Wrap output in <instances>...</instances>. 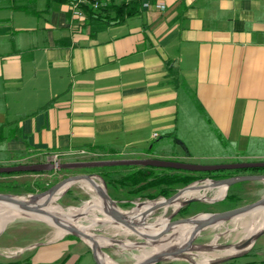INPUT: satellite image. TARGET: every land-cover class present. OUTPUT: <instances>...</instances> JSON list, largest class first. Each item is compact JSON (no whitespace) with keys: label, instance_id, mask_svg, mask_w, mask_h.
Listing matches in <instances>:
<instances>
[{"label":"crops","instance_id":"obj_1","mask_svg":"<svg viewBox=\"0 0 264 264\" xmlns=\"http://www.w3.org/2000/svg\"><path fill=\"white\" fill-rule=\"evenodd\" d=\"M143 2L142 14L98 26L95 36L76 27L67 5L47 10V3L38 14L49 17L45 39L14 46L1 32L2 145L23 155L13 164L75 149L110 156L131 149L133 159L176 161L193 156L171 135L188 128L197 140L199 131L214 134L230 148L222 156L227 163L264 160V0H157L162 9ZM70 36L72 47L56 48ZM186 92L197 104L185 103L182 118ZM163 134L185 157L154 146Z\"/></svg>","mask_w":264,"mask_h":264},{"label":"rangeland","instance_id":"obj_2","mask_svg":"<svg viewBox=\"0 0 264 264\" xmlns=\"http://www.w3.org/2000/svg\"><path fill=\"white\" fill-rule=\"evenodd\" d=\"M122 1L123 0H108V3L120 4ZM15 2L16 4L27 3L26 0H15ZM46 3L47 1L45 0H38V10L44 9L45 7H43V5H45ZM10 5L11 3L0 4V22H2V24L0 25V35H2V33H8L7 35L9 37L10 44H13L14 46L16 44H19L22 47H27L32 42L41 41L43 38H46L48 34V30L46 29L48 26L47 19L49 18L46 14L43 13L42 16H38L36 13L31 11L14 10L10 7ZM112 17L113 12H111L110 14V19ZM82 26L84 25H81V27ZM186 93L187 96L184 97L185 99L187 98V100H183L181 111L182 114L183 111H186V108L184 106L185 103H189V105H193L194 107L197 104L194 98V94L192 92ZM183 94L185 95V93ZM191 109L192 107L190 108V110ZM183 117H187L186 112L182 115V118ZM194 132L196 131L193 130V128L185 129V131H181L180 133H178L177 131L175 138H178V140L184 143L187 149L193 154L192 157H185V152L182 147L177 145L174 139L169 140L168 138L164 137V134L162 136L165 140H158L154 145H156V147L167 146L163 147L164 150H167L170 147H175L177 150H179L180 153H182V156L185 157L183 159H175L177 162L179 161L195 165H221L264 162V160L258 161L257 159H245L242 162L234 161V163H227L230 161L224 159L222 156L226 152H233L230 148L225 150L221 143L217 141V138L216 136H214V134H211V136L207 138L201 131H199V136H197V140L194 137ZM6 135L9 136V134L7 133ZM4 136L5 134L2 131V133L0 134V168L17 166L13 164L11 160L17 157L22 158L23 155L14 154L8 151L6 145H2ZM198 141L201 142V144H199ZM75 150L79 151L86 149ZM164 150L160 153V155H166L170 157L173 156L170 155L171 153L167 151L164 152ZM88 151L97 152L93 150ZM140 151H142V149H139V152ZM70 152H72V150L57 152L56 154L60 156L59 159H53V154H46L40 162L30 161L29 163H27H58L57 169L50 171L52 172L51 174L45 172V174L39 175L31 173L22 176H0V194H10L15 196L16 198L27 200L30 199L31 196L43 195L48 193V191L52 189L56 184L60 183L65 179L79 175H88L97 178L98 184L102 185L104 183L106 192L110 197L111 201H113L124 212L131 211L133 208L136 207L137 204L150 201H157L161 200L162 198H165L164 196H159L158 193H154L153 191H146V196H140L136 193H134V195L132 193H128L127 189L118 188L115 186L113 187L110 185L107 186L106 180L103 178V175H106V172L102 171V168L61 170L59 166L62 163L99 161L100 159L106 158L100 156L93 158L81 155H67ZM102 152L106 154L105 156L108 155L107 158L111 157L109 151ZM130 152L131 149H125L121 152L120 155L118 154L116 157L131 160L135 156H133ZM57 160H59V162H56ZM243 170H246L247 172L245 174L240 175H257L256 173H254V168ZM261 171H264V169H262ZM233 172H235V170H226L224 174ZM126 173L127 171L124 170L113 171V175L115 178H119L121 174ZM110 174H112V172ZM232 177L233 176H230L228 178ZM208 179L209 178L198 180L194 183L201 184V182H205ZM82 183H76L72 185L63 195L59 196L56 202L52 204L55 206H60L64 210H67L69 208H82V206L85 203L90 202L94 196L90 188H88L86 185H83ZM235 189H237V191ZM214 193L215 190L211 189L208 192L198 194L195 197H202L203 195H205L206 197L201 199H192L193 201L191 202V204L182 207L179 212L174 214L173 211L175 209H173V207H169L168 209L162 208L151 219H147L148 221H146L145 227L150 226L152 223H156L155 220H157V217L161 216L166 217L167 219H179L197 214L218 213L255 203L264 197V181L258 180L237 183L234 186L229 187L227 189V192L222 197L216 200L212 199ZM148 194L151 195L147 197ZM229 196H231L232 198L226 199ZM210 199H212V201ZM7 207L10 206H2L0 207V209ZM143 208L144 207H142L141 209ZM184 209L185 212L182 211ZM89 216L87 215V219L85 218L84 220H78L79 223L77 224H83L84 226L89 227L90 223L88 222V220L92 217L91 215ZM98 216V219L101 218L105 220V224L97 223L98 226L91 229L89 234L93 235L94 238L98 236H100L101 238L104 237L105 239L102 238L104 241H106L107 238L109 240L113 239L108 242H105L104 247L101 248L102 252L110 258L109 262L111 264L113 262L117 264H136V262L138 261L137 256L141 254V250H139L138 248L146 249L149 252L155 251L154 247L141 246L147 243L146 240H143L142 238L136 235H124L123 233H121V229H125V231L130 230L124 228L123 226L121 227V225L118 224L116 225L121 227V229L119 230L118 228L110 227L112 226V224H110L105 215L98 213ZM236 219L229 221L223 225H220L219 227L217 226L205 230L201 233L199 237L196 236V239L194 238V240L192 239L190 241V244L192 243V246H187L188 248L205 246L206 249H204L203 251L197 252L192 250L186 253V259H174L165 262H159L156 264H197L196 259H198L201 254L212 252L220 253L225 250L222 248V246H232L238 244L239 242L245 239V234H242V231H240L241 229L237 231L232 230L234 228V222L236 221ZM55 228H57V226L35 221L33 219H29L28 217L17 218L7 223L4 229L0 232V264H62L66 259V264H94L91 260L89 248L85 241H83L80 237L74 234H67L64 237L53 239V234L57 230ZM263 230L264 228L258 233H256L252 238H250L253 239L255 236H258V239L255 240L252 246L249 249L247 247L248 250L239 251L238 253H243L241 256L224 264H264ZM172 233V230H164L162 232H159L158 235H164V237L160 240H156L155 242H159L162 245L165 242L167 243L171 238L174 237ZM151 235L154 234L151 233ZM216 238L217 241L214 242ZM177 243L178 242L176 240L174 244L176 245ZM135 246H138V248H136ZM207 246L211 247L212 249H207ZM97 248L98 246H95V251H97ZM188 257L190 258L188 259ZM224 257L226 256L217 259L215 258V261H218ZM101 261L104 263L102 259Z\"/></svg>","mask_w":264,"mask_h":264},{"label":"bare ground","instance_id":"obj_3","mask_svg":"<svg viewBox=\"0 0 264 264\" xmlns=\"http://www.w3.org/2000/svg\"><path fill=\"white\" fill-rule=\"evenodd\" d=\"M83 182V183H82ZM76 183H82L83 185H86L90 190L93 192V199L90 202L85 203L82 208H69L67 210H64L60 206H55L52 203L56 202V200L59 198L60 195H63L72 185ZM215 190V193L212 197V199H218L222 197L226 192H227V187L226 185H220L216 186L215 183L205 181L201 182V184H195L193 187L186 189L185 191L179 193L177 196L174 198L166 201V200H157V201H150V202H144L137 204L135 208H133L131 211L124 212L122 211L113 201L108 199L105 195L106 193V188L104 183L102 185L98 184L97 178H88V179H82V180H77L73 181L70 183L65 184L60 190H58L56 193H46L41 196H31L30 199H27L28 201H31L36 205V208L34 209H22L18 206H10L7 208H2L0 209V232L4 229V227L7 225V223L17 219V218H27L28 215H38V216H43L45 218L54 219V218H60L68 222L70 225H73L80 229L83 233H85L90 241L98 246L97 251H96V258L98 261L102 264H111L109 262L110 258L104 254L101 250L102 247H104L105 242H108L113 239H105L104 237H95L93 235H90L89 232L91 229L95 228L97 223L100 224H105L104 219H98V213L103 214L107 217L108 221L112 226L110 227H115L121 229L120 226L116 225L115 223L112 222L110 215L107 213L106 209H109L115 217L118 219L124 221L125 223L129 225H133L134 229H129L126 228L130 231H125L121 229V233L124 235H136L143 240H146L147 243L143 244L141 246L143 247H154L155 251L154 252H149L146 249H140L138 246H135L139 250H141V254L137 256V262L136 263H142L146 261L147 259L157 255L163 250L167 249H172L173 248H179L182 242V238L185 236L187 233V230L190 229L192 226L189 225H183V226H178L172 228V234L174 235L173 238H171L167 243L165 242L163 245L160 244L159 242H155L156 240L162 239L158 233L161 231L159 230H153L145 227L146 217L153 213L155 210L159 209L160 207H163L165 209H168L169 207H173L175 209L173 211L174 213H177V211L180 209L181 205L183 202L189 200V199H201L205 198L206 196L203 195L202 197H195L198 194L208 192L209 190ZM217 190V192H216ZM187 198V199H186ZM212 199H210L212 201ZM144 207L143 209H141ZM106 208V209H105ZM166 212V211H165ZM87 215H91L92 217L88 220L90 223L89 227L84 226L83 224H77L79 223L78 220H84ZM164 215V214H163ZM90 217V216H89ZM104 217V216H103ZM87 219V218H86ZM164 220H167L166 217H157L156 223L162 222ZM151 224L150 227L152 225ZM87 225V224H86ZM219 227V226H218ZM125 228V227H124ZM264 228V207L257 209L255 212L242 216L234 222V228L232 230H240L242 231V234L244 235V240L239 242L236 245L232 246H222L223 250L220 253L212 252V253H205L201 254L198 259H196L197 264H213V261H215V258H220L226 255H230L233 253H238L239 251H246L248 250L251 246L248 247V249H243V250H238L237 246L247 241L250 240L256 233L261 231ZM57 229L54 234H53V239H58L61 237H64L67 234H74L77 232H74L71 229L68 228H62V227H57ZM239 231V232H240ZM118 232V231H117ZM157 236H154V235ZM240 236V235H239ZM242 236V235H241ZM218 237V236H216ZM196 239V237H195ZM177 240V244L175 245L174 243ZM217 241V238L215 239L214 242ZM109 244V243H108ZM168 245V246H166ZM110 246V245H107ZM134 246V245H133ZM101 259L104 261V263L101 261ZM190 257H188L189 259ZM192 258V257H191ZM112 264H117V263H112Z\"/></svg>","mask_w":264,"mask_h":264},{"label":"water","instance_id":"obj_4","mask_svg":"<svg viewBox=\"0 0 264 264\" xmlns=\"http://www.w3.org/2000/svg\"><path fill=\"white\" fill-rule=\"evenodd\" d=\"M116 166H141V167H155V168H165V169H175V170H183V171H191V172H216V171H226V170H241V169H264V162L263 163H235V164H221V165H195L190 163H183V162H176V161H164L160 159H120V160H108V161H85V162H73V163H62L59 168L61 170H69V169H87V168H104V167H116ZM58 168V169H59ZM57 169L55 164L53 163H45V164H23V165H17L14 167H3L0 168V174H11V173H18V172H32V173H39V172H50ZM93 178V176L88 175H79L70 177L68 179H65L61 181L60 183L56 184L52 189L48 191V193H56L58 190H60L65 184L82 180V179H88ZM264 181V174H257V175H240L232 178L222 179V180H211L208 179L206 181L215 183L216 186L220 185H226L227 189L237 183L240 182H248V181ZM196 183H193L192 185H189L182 189H176L175 191L171 192L167 197L162 198L163 200H170L177 196L179 193L185 191L186 189H189L193 187ZM106 197L110 199L107 192L105 193ZM41 195H36V197ZM111 200V199H110ZM193 200L189 199L185 201L180 209L177 211L179 212L182 207H185L189 204H191ZM2 206H18L22 209H34L36 208V205L32 203L31 201L16 198L13 195L10 194H0V207ZM264 207V197L252 204L238 207L231 210H226L218 213H207V214H197L193 216H189L186 218H169L167 220H164L162 222H158L155 225L147 226V228H151L153 230H161L162 231H168L172 230L174 227L183 226V225H189L192 226L190 229L187 230V233L182 238V242L179 248H172L163 250L157 255L147 259L146 261L142 263H136V264H156L159 262H165L168 260H174V259H186V253L190 251H203L206 249V247H194V248H188L187 246L190 244V241L196 237L200 236L202 232L209 228H214L220 225H223L229 221H232L236 218H240L242 216L249 215L253 212H255L257 209ZM163 207H160L159 209L155 210L153 213L148 215L146 219H151L154 215H156ZM106 209V208H105ZM107 213L110 215L111 220L113 223L121 225L125 228L134 229L133 225H129L125 223L124 221L118 219L114 216V214L109 210L106 209ZM29 219H33L35 221L44 222L53 226L62 227V228H68L73 230L74 235H77L80 237L83 241H85L89 248V254L91 257V260L94 264H102L97 261L96 258V251L95 246L89 239V237L83 233L80 229L77 227L70 225L68 222H66L63 219L60 218H54V219H48L43 216L38 215H28ZM153 224V223H152ZM264 231V230H263ZM160 237H164V235H160ZM258 239V236H255L253 239H250L249 241L240 244L237 246L238 250H243L249 246H251L255 240ZM192 246V245H191ZM207 249H212L211 247L207 246ZM243 253H234L230 255H226V257L213 262V264H224L226 262H229L239 256H241Z\"/></svg>","mask_w":264,"mask_h":264},{"label":"trees","instance_id":"obj_5","mask_svg":"<svg viewBox=\"0 0 264 264\" xmlns=\"http://www.w3.org/2000/svg\"><path fill=\"white\" fill-rule=\"evenodd\" d=\"M2 1V0H0ZM9 1V0H7ZM15 1V0H14ZM12 2V8L17 10L31 11L40 14L37 8L38 0H27V3L16 4V2ZM47 1V10L48 8L54 4L59 5H67L69 8L67 10L68 16L72 21L79 23V27H90L91 36H95V32L98 28H107L111 24H123L127 19L138 16L143 12V0H123L120 4H110L108 2H104L100 0L101 5L95 9L91 5L80 6L81 10H83L85 17L79 18L76 17L74 12L78 7H75V4L78 3V0H46ZM157 0H151L152 6H154ZM150 4V5H151ZM113 12V17L110 19V14ZM78 21V22H77ZM73 22V23H74ZM73 46V39L70 37L59 39L56 42L57 49H66ZM70 89L66 91L69 92ZM58 97L52 99L44 106L39 108L36 112L28 115L33 116L40 112H44L47 109L54 106L57 102ZM7 125L0 127V134L2 131L6 129ZM175 131L171 133V135H175ZM156 147V145H154ZM151 154L154 152L153 148L150 150ZM56 154L57 152H53L51 154ZM50 154V155H51ZM106 158L100 159L99 161H108V160H120L121 158L116 157L114 154H111L110 158L108 156H103ZM177 162V161H176ZM179 162V161H178ZM127 171L126 174H121L119 178H115L113 175V171ZM262 169H254V173L263 174L264 171ZM102 171L106 172V175H103V178L106 180L107 186H115L118 188L127 189L128 193H134L140 196H146L147 192L158 193L159 196H168L171 192L175 191L176 188H184L185 186H189L198 180L203 179H211V180H222L226 179L230 176H238L240 174H245L246 170H235L233 173L224 174L225 171H216V172H191V171H183V170H175V169H165V168H155V167H141V166H116V167H104ZM228 171V170H227ZM112 172V174H110ZM222 172V173H221ZM32 172H18L11 174H0L1 177H9V176H19L31 174ZM52 173V172H48ZM34 174H45V172H39ZM205 174V175H203ZM179 186V187H178ZM147 191V192H146ZM151 194H148L150 196ZM153 196V195H152ZM151 196V197H152ZM232 198L229 196L226 199ZM153 199V198H149ZM185 212V209L182 210ZM187 211V209H186ZM67 259L62 263L66 264Z\"/></svg>","mask_w":264,"mask_h":264},{"label":"built area","instance_id":"obj_6","mask_svg":"<svg viewBox=\"0 0 264 264\" xmlns=\"http://www.w3.org/2000/svg\"><path fill=\"white\" fill-rule=\"evenodd\" d=\"M77 2L78 3L75 4V7H78V8L75 10L74 14H75L76 17H79V18H84L85 17V14H84L83 10H81L82 6L91 5L95 9H97L101 5L100 0H78ZM163 6L164 5H162V4L154 5V7L157 8V9H162ZM67 155H69V156L81 155V156H88V157H93V158L98 157V156H100V157L105 156L104 153L102 154L100 152H92V151H88V150H79V151L72 150V152H70ZM52 156H53V159H57V158L59 159V157H60L58 154H53ZM56 162H59V160H57ZM55 165H56V167H58V163H56Z\"/></svg>","mask_w":264,"mask_h":264}]
</instances>
